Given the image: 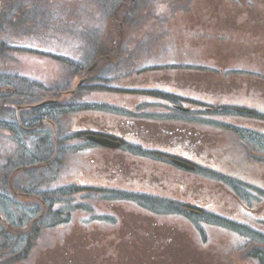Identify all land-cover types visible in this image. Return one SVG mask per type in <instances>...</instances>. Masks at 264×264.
<instances>
[{
  "label": "rangeland",
  "instance_id": "obj_1",
  "mask_svg": "<svg viewBox=\"0 0 264 264\" xmlns=\"http://www.w3.org/2000/svg\"><path fill=\"white\" fill-rule=\"evenodd\" d=\"M0 3V21H17L15 14L19 5L13 3L6 6L2 0ZM112 4L117 5L114 11L117 12L125 32L123 37L126 41L122 46L131 44L129 64L138 62L139 65L142 64L140 58L147 60L159 55L165 42L172 43L168 52L162 53L160 58L169 59L176 54L174 58L178 57V60H181L180 67L174 74L166 72L169 75L160 76L148 69L140 76L133 78L137 80H135L136 83L131 84L134 86L159 84V88H170L185 96L196 95V91L200 90L204 91L202 96L205 100L218 103L221 100L224 103L253 104L259 109H264V98L260 97V95H264L262 93L264 81L257 83L258 87L254 86L246 97H238L237 93L231 90L225 92L230 95H218L215 91L226 85L231 84L230 88H234L235 85L247 91L249 84L239 83L236 76L231 79L228 77L233 80V83H225L220 80L221 78H217V73L210 72L208 75L206 73L200 76L202 73L189 71L193 68L199 69L195 65L227 68L226 60L221 61V54L218 53L220 51L218 43L203 41L199 37L198 28L195 27L203 26L200 21L206 20V16H208L205 31L209 32L208 26L215 21L211 13L207 12V6L202 3L195 2L194 10L189 13V16L185 12L169 11V4H164L166 18H162V22H165L167 28L160 26L157 29L156 26L161 22V19L159 14L155 13L156 7L160 9L159 3L155 0H138L132 5L129 0H101V2L97 0H38L37 6L41 12L33 13L32 17L28 18H39L41 27L29 31L24 26H16L14 29L23 30L27 34L21 32L11 35L13 37L22 35V40L37 41L38 46L32 44V47H28L27 50L20 47L16 50L0 49L2 79L3 76L5 77L13 71L28 74L26 81L20 83V86L24 88L17 89L6 86L4 89H0V104L4 101V106L7 107L4 113L0 107V117L6 115V118H10L11 115L14 119L17 105L27 107L46 99H57L59 102L36 112L35 117L38 125L35 128L31 127V120L24 122L23 127L25 125L27 130H24L25 135L20 133L21 137L16 131L17 127L13 124L15 120H1L0 159L6 158L5 156L12 150L13 145H17L21 139L27 140V143L31 145L28 137L32 132L45 135V133L53 134L54 130L58 136L60 131L68 135L64 141L69 149V154L63 164H60L58 171L51 173L49 177L46 173L24 175L25 172L22 171L17 174L18 181L38 179V185H41L39 192L45 194L44 198L48 200L50 218H44L42 221L44 224L38 225L37 228L40 231L36 233L32 246L27 250L16 252V249L23 248L18 240L24 236L25 232L19 233L14 239L12 247L15 249L10 254L6 256L4 248L1 249V254L4 255L0 256V264H57V261L62 259L68 264L70 259L76 261L74 257L76 255H81L79 261L83 262V259L87 257L83 252L92 247L103 249V252L97 257H108L113 264H124L118 262V256H123L125 251L128 252L130 264H174L168 254L174 259L175 257L172 255L176 253H186L192 257L190 263L180 260L179 264H264L260 258L256 262L253 259L255 257L250 255L253 246L259 249H263V246L252 245V241L244 240L241 232L228 227L223 218L211 214L215 213L222 217L244 222L254 229L264 232V134H259L264 133V121L257 118L252 120L243 115L238 116L234 112H228L227 120H222L225 122L223 124L227 126H214L211 129L212 135L210 133L209 138L206 135L210 144L197 142L194 145L195 148L190 150V147L182 143L183 146L179 145V149V147L173 146L177 143L173 139L178 132L175 123H172L175 131L173 135L163 130L164 127L160 125L162 122L151 125L147 121H142L138 126L133 123V119L124 118L117 110L110 113L104 110L84 111L86 109L83 108V111H79L80 108H73L74 99L71 95L74 94H64L65 91L74 89L78 81L84 77V69L90 60L86 62V66L82 67L83 70L80 69L82 65L77 62L85 61L86 53L95 52L99 46V51L97 50L95 55L110 54L106 49L101 50V44H98L100 35L104 36L110 24L108 6ZM174 8H176L175 5ZM50 9L54 11L55 15V21L52 22L54 29H51V23L47 16V11ZM226 13L228 12L226 11ZM176 14L178 15L174 16ZM193 14H195L194 17H192ZM214 24L217 25V23ZM259 26L250 25L248 27V24L246 27L241 26L234 32L232 42L229 36H225L221 44V53L232 60L235 52L231 49L249 52L247 56H243L250 60L248 64L259 60L256 67L262 68L264 45L258 44L257 40L263 39L264 28L261 27L262 25ZM86 27H90L89 36L92 37L89 45H86L85 43L88 42L83 40L82 31ZM145 30L150 32L147 35L142 34ZM3 31L0 28V34ZM112 31L118 32V26H114ZM161 32L165 34H160ZM49 48H56V52L61 51L71 56L76 64L64 63L65 60L61 61L62 57L56 58L39 53ZM51 51L53 52V50ZM119 65H116L114 69L115 78H122L125 71V68H120ZM98 69L101 72L105 71L103 67ZM250 71L258 72L257 70ZM162 72L165 73L164 70L159 73ZM101 75L98 71H92L88 76L90 78L81 87L84 90L80 92L83 96L93 94L100 98H82L81 96L78 99L94 101L106 106L109 104L133 107L138 102V99L112 92L86 91L85 87L98 84L97 78ZM160 79L161 81H159ZM123 80L126 81V79ZM121 82L122 79L119 84ZM204 84L215 87L212 89ZM66 111H68L67 114ZM24 112H20L22 117ZM90 112H93L95 116L91 117ZM142 113L140 111V115ZM52 120H54L55 126L51 122ZM94 120L107 122L109 127L123 130L126 135L129 134L126 130L133 132L136 129L139 134L138 138L142 141L137 142L142 144L143 148L166 149L169 153L194 161L202 171L188 173L162 160L145 156L141 158L134 153L129 155L124 152H106L93 148L91 144L81 146V143L76 146L80 140L75 137L71 140V134L82 126L90 125ZM237 125L244 127L240 129V133L243 132L241 135L233 133L235 131L232 127ZM245 126L249 129H245ZM131 127L133 129H129ZM153 130L156 131L150 133ZM156 138H160L161 141L158 142ZM163 138L165 139L163 140ZM84 148L90 150L84 154ZM30 186L33 191H37V186L33 182L30 183ZM81 186L98 191L91 190L89 194L83 191L73 196L72 203L76 202L81 207L76 208L70 215L71 223L68 227L48 225L47 223L62 219L55 216L58 214L60 204L56 205L53 201H60L62 198L64 202L61 205L74 206V204H70V201H67L66 194L72 192L73 188ZM240 186L245 187V191H252L251 197L247 201L241 200L237 196V192L232 191L237 188L239 192H242L241 195L246 196V192ZM108 190L139 192L155 196L158 197L156 201L161 203V206L157 210L158 212L148 211L146 207L134 203L133 200L132 202L117 198V195ZM12 194L14 195V193ZM12 194L9 193L8 197L0 194V212L9 224L20 222L25 216L30 217L32 214L36 216L40 212L41 205L38 204L37 209H31L34 206L31 204L33 201L17 197L15 200L12 199L15 198ZM81 194L83 195L81 196ZM124 196L131 197L133 195L126 193ZM165 200H170L173 203L167 205ZM177 205L180 209L175 208ZM185 205L211 213H206L205 217L197 215L198 218L192 211H189L190 213L182 212L184 208L181 207ZM60 210L62 213L65 211ZM97 214H103L101 216L106 222L92 223V217H97ZM54 217L56 220H52ZM79 221L87 226L81 225ZM194 222H200L198 225L206 239L205 242H202L194 230ZM2 227H8L11 231L9 225L5 223L0 225V228ZM57 240L58 249L55 251L56 254L52 255ZM176 244L179 245L176 247ZM169 246L172 248L167 249ZM160 255L162 259L158 260ZM89 256L91 257V254ZM145 259L149 260L144 263L142 260Z\"/></svg>",
  "mask_w": 264,
  "mask_h": 264
},
{
  "label": "flooded vegetation",
  "instance_id": "obj_2",
  "mask_svg": "<svg viewBox=\"0 0 264 264\" xmlns=\"http://www.w3.org/2000/svg\"><path fill=\"white\" fill-rule=\"evenodd\" d=\"M156 2L159 3L160 6H163L164 4H169L171 7V11H173L172 6L175 5V12L177 13H184L189 16V13L194 10L195 2L202 3V5L207 6V12L209 11L213 18H215V21L212 22V24L217 23L218 25L226 22H242V23H260L264 25V0H156ZM182 4H184L182 6ZM183 9V10H182ZM226 11L230 14L226 15ZM178 14L174 15L177 16ZM184 16V15H183ZM195 14H193L192 17H194ZM206 16V15H205ZM175 18V17H174ZM261 18L262 20H260ZM208 16H206V20L200 21L203 26H195L198 28L199 37L203 40L204 38V30L206 28V25L208 23L207 21ZM109 21V31L106 34L107 38L110 39V45L111 48L113 46V36H121L124 38L125 32L123 31V26L119 24V17L116 15H110L108 17ZM114 26H118L120 29L119 32H113L112 29ZM194 27V26H193ZM142 34H144L142 32ZM160 34H165L164 32H161ZM125 40H120L118 43L120 45H123ZM171 45V44H170ZM124 49V46L122 47ZM110 58L109 60H111ZM181 61V60H180ZM179 61V62H180ZM178 62V57H173L172 63L169 62L170 67L165 66L166 64L161 65L162 67H159L157 70H154V73H158L160 76H166L169 74H174L177 72L176 65ZM173 65V67H171ZM161 70H164L165 73H159ZM168 72L169 74H167ZM144 71L136 69V70H129L126 72V81L125 85H130L131 83H136L133 79L137 76H140L143 74ZM169 79V78H167ZM166 79V80H167ZM161 81V79L159 80ZM239 82H245L249 84V88H253L257 85L259 82H263L264 78H260L257 75L254 74H244L240 75L238 78ZM159 85V84H157ZM141 87V86H136ZM142 90L139 94V98H149V100H159L160 103L163 100L166 105L163 104V106H166V108L174 109V110H164L162 114L164 115L163 119H160L157 123H160L161 126H163V130L170 134H175V131L173 130L174 125L172 123L176 124V130L178 132L175 134V138L173 139L174 142H177L176 144H173L175 147H182L183 144L190 147V150L194 147V145L197 142L200 143H207V136L209 138V134L211 130H209L207 126V122L210 123H216L220 122L218 118L215 117H207L203 116V112L199 111V105H197L194 102V99L191 97V95H182L179 93V91L174 92L170 88H159L157 86L156 89H140ZM192 90V89H191ZM131 95V94H130ZM134 97V95L132 94ZM88 96H82V98H87ZM76 98H81L80 96H77ZM185 102V103H184ZM234 114H237L238 116H245L249 119H256V112L252 110H241L238 109L234 112ZM127 119H133V123L137 124L138 126L141 125V122L143 119H138L136 117H130ZM178 123V124H177ZM154 125V124H151ZM156 125V124H155ZM154 127V126H153ZM105 133L111 134V131L115 132V135L119 139H124L125 133L123 130H116L115 127H109L104 128ZM112 129V130H111ZM129 129H133L132 127ZM129 134L132 135H138V131L136 129L131 132L126 130ZM136 131V132H135ZM156 130L150 131V133H154ZM207 135V136H206ZM157 139V138H156ZM165 138H163L164 140ZM158 142L161 141V139H157ZM179 147V148H180ZM103 252V249L99 250L95 247H92L90 249L91 257L89 260H93V264H113L112 261H109L110 258L108 257H97V255L101 254ZM119 257V256H118ZM122 259H124L126 262L124 264H130L129 255L128 252L125 251L123 256H120ZM119 257V258H120ZM128 258V259H127ZM57 264H61V261H57ZM65 264V262L63 263ZM76 264H82L80 262H77ZM89 264V263H86Z\"/></svg>",
  "mask_w": 264,
  "mask_h": 264
},
{
  "label": "trees",
  "instance_id": "obj_3",
  "mask_svg": "<svg viewBox=\"0 0 264 264\" xmlns=\"http://www.w3.org/2000/svg\"><path fill=\"white\" fill-rule=\"evenodd\" d=\"M2 1L5 2V5L6 4L9 5V4H13L16 0H2ZM26 1L27 0H19V2H23V4L18 9V14H17L18 16H21V14L22 13L24 14L25 12H26V15L28 14L29 10H28V6H26ZM97 1L101 2V0H97ZM27 3H28V1H27ZM0 5H1V3H0ZM116 7H117V5H115V4L108 6V15H110V13ZM128 13L130 14V12H128ZM119 14H120V12H119ZM49 20L51 23V29H54V26H52V22L55 21V15H54V11H52V9L49 10ZM27 24L29 26V29H35V27H36L34 21L27 22ZM8 26L9 25H7V23L0 21V28L1 29H3V27H4V29H7ZM85 31H87L86 33L89 36L90 30L85 29ZM5 79H6V81H4V82H3V80L0 81V89H4L6 86H10V88H17V89L18 88H21V89L24 88V87L20 86V83L25 82L26 78H24V77H21V76L16 74V76L11 75ZM0 80H1V77H0ZM1 82H3V83H1ZM73 99H75V98H73ZM4 104H5L4 101H2L0 104V107L3 110L2 113H4V110H6V108H7L4 106ZM76 104L77 103H73V108H76V106H77ZM78 106H80V105H78ZM24 111H26L24 113H28V114L24 115L23 117L19 115V118L21 121L17 120L15 114H14V117H15L14 119L11 115H10V118H8L9 120H11V119L15 120L14 124L17 127L16 131L18 132L19 136H20V133H23V135H25L24 130H27L25 125L23 127L24 122L31 120V127L32 128H35L38 125L36 117H35L37 110H24ZM67 113H68V111H66V114ZM59 117H62V116H59ZM0 118L5 119L6 115L1 116ZM22 121H23V123H22ZM58 124L60 125L59 122H58ZM66 136H68V135L63 133L62 131H60L59 136L52 134V133H45V135H42V134L38 135V134H35L32 132L31 136L28 137V139L31 142V145H29L27 143V140H24V139H21L17 145H15V146L13 145L12 150L8 153L7 156H5L6 158H4L3 160L0 159V178H1L0 179V186H1V188L8 193V183H9L8 182V176L17 167L22 168L23 172H25L24 175H31L32 173H34L36 175H39V174L43 175L44 173L50 174V172H52L53 170L54 171L58 170L60 163L63 164L66 156L69 154V149H68V147L64 141V139L67 138ZM166 156L165 155H159V154L154 153V152L151 153V157H159L161 159H165L163 157H166ZM42 163L44 164L43 167L41 166ZM29 166H33V168H29ZM198 169L199 168L197 167L196 170H198ZM32 182L35 184V186L38 185V179L31 180V181H29L27 179H21L20 181H18L17 178H15L14 186L19 191H24V192L30 191L33 189L32 186H30V183H32ZM40 186L41 185H38L36 187V189H38ZM87 190L88 189L83 190V189L75 188V189H73V192H82V191H87ZM97 193H99V192H97ZM245 197L247 199H250L251 195L247 193V195ZM143 199H144V201H146L148 203L147 206H152V205L153 206H155V205L161 206V203H158V202L156 204L153 202L149 204V201H151L150 198L144 197V198H142V200ZM165 203L167 205L169 204L168 202H165ZM176 208L180 209L178 205L176 206ZM200 216L205 217V215L203 213H201ZM203 219L205 222H207V220L205 218H203ZM198 221H199V219H198ZM225 222H227L228 227H232L233 229L241 232V234L244 236L243 237L244 240L248 239V242L252 241V245L258 244V245H261L264 247V232L263 231H258L256 229H254L253 227H251L247 224H244V223H238V222L231 221V220H225ZM199 223H195V222L193 223L194 229L196 232H199L200 235L203 237L204 241H206V239L203 236L201 229L198 225ZM218 225H220V224L218 223ZM250 255L255 257L253 259L256 260V262L260 258V260L264 263V261H263L264 248L259 249V248L253 246V248L250 252Z\"/></svg>",
  "mask_w": 264,
  "mask_h": 264
},
{
  "label": "water",
  "instance_id": "obj_4",
  "mask_svg": "<svg viewBox=\"0 0 264 264\" xmlns=\"http://www.w3.org/2000/svg\"><path fill=\"white\" fill-rule=\"evenodd\" d=\"M95 63L89 68V69H92L94 67ZM47 102H43L41 103L40 105L42 104H45ZM90 139L96 141L97 143L99 144H102L104 146H109V147H116L117 146V142H112L108 139H105V138H100V137H95V136H89Z\"/></svg>",
  "mask_w": 264,
  "mask_h": 264
}]
</instances>
